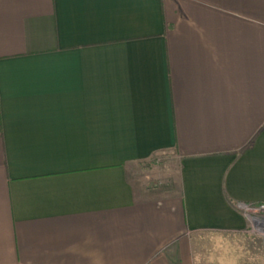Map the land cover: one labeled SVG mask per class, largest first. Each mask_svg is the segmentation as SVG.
<instances>
[{"label": "crops", "instance_id": "1", "mask_svg": "<svg viewBox=\"0 0 264 264\" xmlns=\"http://www.w3.org/2000/svg\"><path fill=\"white\" fill-rule=\"evenodd\" d=\"M240 203L264 0H0V264H264Z\"/></svg>", "mask_w": 264, "mask_h": 264}, {"label": "built area", "instance_id": "2", "mask_svg": "<svg viewBox=\"0 0 264 264\" xmlns=\"http://www.w3.org/2000/svg\"><path fill=\"white\" fill-rule=\"evenodd\" d=\"M238 207L248 222L247 232L264 238V203H240Z\"/></svg>", "mask_w": 264, "mask_h": 264}, {"label": "rangeland", "instance_id": "3", "mask_svg": "<svg viewBox=\"0 0 264 264\" xmlns=\"http://www.w3.org/2000/svg\"><path fill=\"white\" fill-rule=\"evenodd\" d=\"M171 159H173V157H172ZM170 161H171V160H170Z\"/></svg>", "mask_w": 264, "mask_h": 264}]
</instances>
